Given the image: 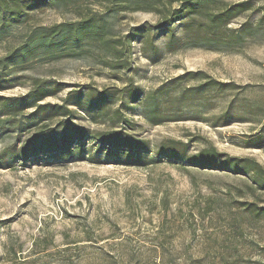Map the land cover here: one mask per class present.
Wrapping results in <instances>:
<instances>
[{
  "label": "rangeland",
  "instance_id": "rangeland-1",
  "mask_svg": "<svg viewBox=\"0 0 264 264\" xmlns=\"http://www.w3.org/2000/svg\"><path fill=\"white\" fill-rule=\"evenodd\" d=\"M253 3L254 10L230 26L257 22L264 0ZM30 16L27 27L75 18L49 4ZM155 22L153 14L135 11L114 17L112 25L125 34L132 26ZM168 28L180 34L179 23ZM166 30L151 32L157 55L139 39L132 42L130 70H111L92 51L33 61L12 73L17 79L6 83L0 95L22 97L40 83L49 94L42 102L60 103L84 86L113 93L103 114L69 105L72 120L103 132L124 128L121 114L131 124L125 129L146 139L152 151L142 165L93 162L86 152L70 160L43 156L23 163L17 154L34 128L27 119L31 109L1 113L0 264H264V217L253 219L238 209L244 200L264 204V191L253 189L246 175L184 166L157 159L153 151L163 140L179 139L190 154L214 147L229 156L251 157L264 167V137L261 145L250 144L251 136H264V21L238 51L191 46L172 51ZM15 42L1 41L0 56ZM187 71L203 72L225 85L215 89L193 79L185 94L176 89L149 97ZM130 85L139 88L141 101L121 105ZM153 108L177 113L179 120L154 124L147 117ZM90 146L88 140L85 148ZM9 157L14 159L6 163Z\"/></svg>",
  "mask_w": 264,
  "mask_h": 264
},
{
  "label": "trees",
  "instance_id": "trees-1",
  "mask_svg": "<svg viewBox=\"0 0 264 264\" xmlns=\"http://www.w3.org/2000/svg\"><path fill=\"white\" fill-rule=\"evenodd\" d=\"M45 4L71 12L75 18L51 25L34 23L27 27L30 12ZM261 9L263 12L257 22L245 20L232 27L230 24L234 19L254 10L253 0H0V42L10 38L16 40L15 44H8L3 56H0V91L6 83L17 79L12 77L15 70H25L33 61L49 62L92 51L98 54L103 66L117 72L130 70L132 42L139 39L143 47L150 46L152 53L157 55L159 49L153 43L151 32L160 28L168 29L167 46L172 51L183 46L238 51L249 37L259 32L264 21V5ZM135 11L153 14L156 16L155 24L132 26L125 34L113 30L114 17ZM176 23L180 24L179 35L168 28ZM19 26L26 27L22 33L14 30ZM193 79L202 80V86L215 89L225 85L203 72L187 71L162 83L149 97L170 95L176 89L185 94L192 89L187 82ZM83 88L71 90L60 103L42 102L49 94L41 83L32 86L22 97L0 95V114L16 115L18 111L31 109L27 119L34 128L18 151L19 161L25 163L43 156L70 160L84 157L86 152L93 162L109 159L134 165L144 164L152 151L149 142L125 129L131 125L125 116L118 115L124 128H111L103 132L89 131L72 120L69 105L75 106L79 112L103 114L113 96L106 90H96L90 86ZM125 90L126 96H122L124 100L121 105H135L141 101L138 87L130 85ZM147 117L154 124H159L164 120H179L180 116L153 108L147 111ZM52 120H55L53 125L48 123ZM17 125L19 128L24 126L20 120ZM263 137L261 133L251 136L250 144L261 145ZM88 140L91 146L85 148ZM187 148L188 144L182 140L166 139L157 143L153 151L157 159L184 166L246 175L253 189L264 191V167L255 159L229 156L214 147L202 148L190 154ZM93 151L105 159L92 156ZM13 159L9 157L4 161L9 163ZM238 209L253 219L264 217V204L260 205L254 200L239 201Z\"/></svg>",
  "mask_w": 264,
  "mask_h": 264
}]
</instances>
